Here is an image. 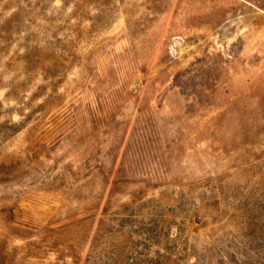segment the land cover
<instances>
[{
  "label": "rangeland",
  "instance_id": "obj_1",
  "mask_svg": "<svg viewBox=\"0 0 264 264\" xmlns=\"http://www.w3.org/2000/svg\"><path fill=\"white\" fill-rule=\"evenodd\" d=\"M0 264H264V0H0Z\"/></svg>",
  "mask_w": 264,
  "mask_h": 264
}]
</instances>
